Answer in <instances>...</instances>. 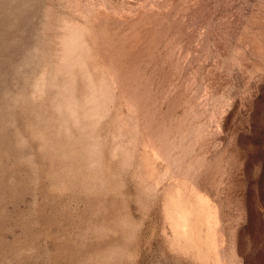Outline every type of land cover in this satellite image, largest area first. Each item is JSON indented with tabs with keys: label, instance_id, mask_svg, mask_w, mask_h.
Wrapping results in <instances>:
<instances>
[{
	"label": "rangeland",
	"instance_id": "obj_1",
	"mask_svg": "<svg viewBox=\"0 0 264 264\" xmlns=\"http://www.w3.org/2000/svg\"><path fill=\"white\" fill-rule=\"evenodd\" d=\"M0 264H264V0H0Z\"/></svg>",
	"mask_w": 264,
	"mask_h": 264
},
{
	"label": "bare ground",
	"instance_id": "obj_2",
	"mask_svg": "<svg viewBox=\"0 0 264 264\" xmlns=\"http://www.w3.org/2000/svg\"><path fill=\"white\" fill-rule=\"evenodd\" d=\"M212 241H213V240H212ZM212 243H214V242H212ZM213 245H214V244H213ZM214 248L216 249L215 245H214ZM216 250H217V249H216ZM218 250H219V249H218ZM218 250H217V251H218ZM227 250H228V249H227ZM227 250H226V251H227ZM219 253H220V252H219ZM221 254H222V253H221ZM218 255H219V254H218ZM223 255H224V253H223ZM218 258H220V257L217 256V259H218ZM220 259H221V258H220ZM222 259H223V258H222ZM222 259H221V260H222ZM220 262H221V261H220ZM220 262H219V263H220Z\"/></svg>",
	"mask_w": 264,
	"mask_h": 264
}]
</instances>
